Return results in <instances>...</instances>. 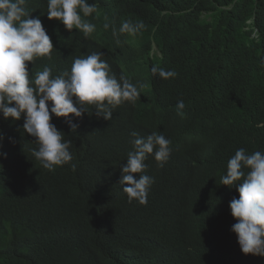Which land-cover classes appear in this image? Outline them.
<instances>
[{"label": "trees", "instance_id": "trees-1", "mask_svg": "<svg viewBox=\"0 0 264 264\" xmlns=\"http://www.w3.org/2000/svg\"><path fill=\"white\" fill-rule=\"evenodd\" d=\"M92 3L97 12L85 19L96 30L85 37L49 20L47 0H26L53 43L51 59L29 63V75L48 67L55 77L75 58L101 52L118 79L150 87L136 120L154 118L144 134L169 139L170 158L163 167L145 161L143 174L154 179L148 203H129L122 173L114 183L118 168L106 160L127 127L119 107L110 121L93 116L90 131L71 144L74 154L91 149L92 177L84 166L78 174L44 169L24 117L0 114V264H264V257L242 253L229 207L239 193L220 183L236 150L264 151V0ZM125 21L145 27L121 34ZM153 66L177 76H154ZM61 120L67 124L54 115L51 123L59 129Z\"/></svg>", "mask_w": 264, "mask_h": 264}, {"label": "clouds", "instance_id": "clouds-1", "mask_svg": "<svg viewBox=\"0 0 264 264\" xmlns=\"http://www.w3.org/2000/svg\"><path fill=\"white\" fill-rule=\"evenodd\" d=\"M25 4L26 0H0V114L13 121L24 117V132L34 137L39 146L32 155L44 169L54 172L56 168L70 167L73 174H78L84 166L92 177L95 165L91 149L74 154L71 144L90 131L93 116L110 121L113 109L119 107L117 116L125 119L127 127L106 153V160L118 168L114 183L122 173L119 183L128 202L146 205L154 179L143 174L145 161L163 167L172 152L171 141L164 135L155 131L144 134L151 129L153 117L143 124L136 120L138 110L149 98L150 87L138 88L124 75L118 79L101 52L75 58L70 71L64 70L58 76L53 77L52 70L45 67L31 77L28 64L41 57L51 59L53 43L40 18H30ZM47 6L48 19L61 22L69 32L89 37L96 30V25L85 19L97 12V5L89 4V0H47ZM103 27L107 30L109 24ZM144 27L142 22L125 21L119 32L135 36ZM151 73L164 80L177 76L175 70L158 66H153ZM89 106L94 109L89 111ZM184 108V101L179 100L177 114L183 116ZM53 115L64 118L67 124L61 120L63 127L57 129L51 123ZM133 129H141L144 135L131 132ZM3 139L0 134V142ZM220 183L229 189L235 186L239 193L229 207L236 221L231 231L242 253L264 257V151L247 154L244 148L236 150Z\"/></svg>", "mask_w": 264, "mask_h": 264}]
</instances>
